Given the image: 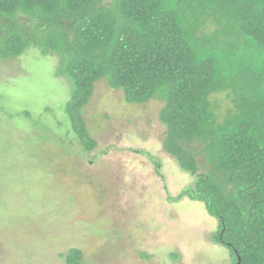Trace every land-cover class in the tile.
Masks as SVG:
<instances>
[{
  "label": "trees",
  "instance_id": "obj_1",
  "mask_svg": "<svg viewBox=\"0 0 264 264\" xmlns=\"http://www.w3.org/2000/svg\"><path fill=\"white\" fill-rule=\"evenodd\" d=\"M31 49L58 59L76 151L95 161L109 154L83 116L97 82L129 104L162 101L164 151L193 178L172 202L204 207L230 264H264V0H0V59ZM62 258L86 264L77 248Z\"/></svg>",
  "mask_w": 264,
  "mask_h": 264
},
{
  "label": "rangeland",
  "instance_id": "obj_2",
  "mask_svg": "<svg viewBox=\"0 0 264 264\" xmlns=\"http://www.w3.org/2000/svg\"><path fill=\"white\" fill-rule=\"evenodd\" d=\"M57 66L35 49L0 59V264H65L72 248L86 264H230L204 207L171 200L193 178L164 151V103L129 104L97 82L83 116L109 154L95 161L76 151L65 113L72 85ZM213 98L224 116L232 102Z\"/></svg>",
  "mask_w": 264,
  "mask_h": 264
},
{
  "label": "water",
  "instance_id": "obj_3",
  "mask_svg": "<svg viewBox=\"0 0 264 264\" xmlns=\"http://www.w3.org/2000/svg\"><path fill=\"white\" fill-rule=\"evenodd\" d=\"M237 264H240V260H239V262Z\"/></svg>",
  "mask_w": 264,
  "mask_h": 264
}]
</instances>
